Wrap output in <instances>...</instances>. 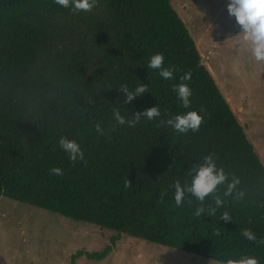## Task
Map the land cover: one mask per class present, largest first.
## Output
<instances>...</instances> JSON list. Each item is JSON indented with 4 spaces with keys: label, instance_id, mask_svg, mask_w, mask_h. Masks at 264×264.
Segmentation results:
<instances>
[{
    "label": "trees",
    "instance_id": "trees-1",
    "mask_svg": "<svg viewBox=\"0 0 264 264\" xmlns=\"http://www.w3.org/2000/svg\"><path fill=\"white\" fill-rule=\"evenodd\" d=\"M156 53L171 80L147 67ZM200 58L170 0H94L88 11L0 0V196L114 233L102 250L71 257L99 260L126 235L224 264L247 255L264 264V244L241 235L264 240V164ZM185 73L189 109L173 91ZM141 84L146 91L124 104L120 89ZM153 106L160 117L133 127L112 115ZM201 109L195 132L166 124ZM61 136L79 143L82 160L69 159ZM210 153L240 178L245 198L222 197L217 207L213 195L201 202L185 192L177 206L176 182L189 184V168Z\"/></svg>",
    "mask_w": 264,
    "mask_h": 264
},
{
    "label": "rangeland",
    "instance_id": "rangeland-1",
    "mask_svg": "<svg viewBox=\"0 0 264 264\" xmlns=\"http://www.w3.org/2000/svg\"><path fill=\"white\" fill-rule=\"evenodd\" d=\"M194 39L220 92L264 164V62H256L229 16V0H170ZM114 233L0 196V264H224L122 235L99 260Z\"/></svg>",
    "mask_w": 264,
    "mask_h": 264
},
{
    "label": "clouds",
    "instance_id": "clouds-1",
    "mask_svg": "<svg viewBox=\"0 0 264 264\" xmlns=\"http://www.w3.org/2000/svg\"><path fill=\"white\" fill-rule=\"evenodd\" d=\"M55 2L64 8H71L74 11H88L93 7L94 0H55ZM229 16L235 18L236 23L240 26V39L248 45L252 57L256 62H264V0H229L227 4ZM163 55L161 53L153 54L147 67L159 71V76L171 80L173 71L169 68H163ZM190 73H185L180 77V81L173 85V91L180 100L184 109H189L192 90L184 81H188ZM146 91V87L141 84L130 90L127 86L120 89L123 93V103L127 104L134 97ZM201 110H187L170 116L166 124L180 134L187 133L189 130L195 132L199 129L202 121ZM112 115L115 123L129 127L135 126L141 118L149 121L160 117L161 113L157 106L145 108L143 111L135 112L134 116L127 118L121 114L119 109H113ZM98 134H104V128L99 123L95 125ZM59 146L63 149L71 161L82 160L84 153L79 143L66 136H61ZM51 171L61 175V169L54 167ZM191 176L189 184L182 185L179 181L175 184L174 200L177 206L182 205L185 192L190 193L197 201H204L210 195L215 197V204L219 207L222 203V197H231L235 201H241L245 198L246 193L240 185V178L225 171L223 167L218 166L214 154L205 155L202 161L194 163L188 170ZM231 176V178H230ZM223 185L222 196L218 193L219 186ZM201 209H197V215ZM224 218L228 219V213H223ZM241 235L248 241H254L264 244V240H257L256 235L249 229H244ZM225 264H259V260L254 255L241 257L238 261L229 258Z\"/></svg>",
    "mask_w": 264,
    "mask_h": 264
},
{
    "label": "water",
    "instance_id": "water-1",
    "mask_svg": "<svg viewBox=\"0 0 264 264\" xmlns=\"http://www.w3.org/2000/svg\"><path fill=\"white\" fill-rule=\"evenodd\" d=\"M199 64H200V65H205V61L203 60V58H200V59H199Z\"/></svg>",
    "mask_w": 264,
    "mask_h": 264
}]
</instances>
